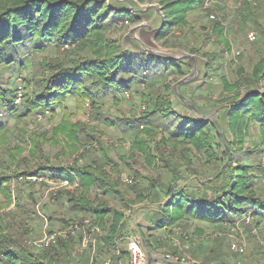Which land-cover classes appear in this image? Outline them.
<instances>
[{"label":"trees","instance_id":"obj_1","mask_svg":"<svg viewBox=\"0 0 264 264\" xmlns=\"http://www.w3.org/2000/svg\"><path fill=\"white\" fill-rule=\"evenodd\" d=\"M137 1L142 3L144 0ZM204 1L162 0L160 10L164 16L163 28H171L180 23L188 12L202 7ZM246 8L247 12L255 10L251 3H245L242 9ZM122 12L125 13V17L118 19L117 15ZM251 16L252 13L245 14L242 25H245L246 18ZM126 20L133 22L136 19L133 14L112 8L103 0H0V66L7 72L18 74L23 71L24 62L21 54L24 52H43L47 49L58 52L63 47L72 48L69 49L70 57L67 61H64L66 60L64 54H60L63 59L57 58L49 65L50 73L45 78L38 79L33 89L28 90L26 86L19 103L15 101L17 87L15 88L11 80L4 81L0 78V145L6 140V124L13 117L25 120L32 114L46 113L53 117L55 110L64 111L65 101L72 98L79 108L86 101L89 102L96 111L93 118L98 120L100 113L96 103L102 97L108 94L115 96L124 91L130 93L134 85L137 86L135 89L137 92L139 86L142 90L146 89V94L140 96L148 100V107L138 118L120 120V124L131 130L132 150L141 155L148 167L161 170L163 177L154 182L153 191H156V194L151 195L153 199L151 197L148 204L131 212L140 209L146 211L150 215L148 223L152 228L171 234L180 228L185 233L191 222L196 223L195 230L199 229L198 225L201 223L216 226L218 229H221L223 224L238 227L237 223L243 222V219L249 216V224L241 223L247 238L255 235L252 232L253 227L264 236V185L262 187L259 185L264 168L258 165L253 167L249 163L252 154L260 150L247 148L246 151H242L240 148L238 150L240 159H236L233 166V152L230 142L226 141L225 132L215 123L193 116L186 117L178 111L185 97L181 94L182 91L177 93L166 79L174 70L177 74L181 73L180 66L184 62L152 55L142 49L123 50L116 41L108 40L107 34L114 26ZM215 28L221 35V28L218 25ZM166 33L167 31L162 30L157 38H162ZM208 62L202 83L206 86H209L207 79L213 74L209 72L220 70V64L212 69L210 61ZM262 77L264 57L253 65L249 75L232 84L221 77L223 89L231 92L232 98L229 105L225 104L220 109L226 118V128L235 133L240 147L245 146L246 135L256 126L259 133L257 146L261 145L264 148V93H259L255 89ZM156 82H160L161 88L156 92L148 91L156 87ZM202 86L200 85L198 89ZM241 87L244 95L240 98L241 90L238 92V88ZM171 98L179 105L173 104ZM159 123L169 138L184 145L178 157L163 152L167 138H162L154 147L150 145L149 129ZM140 125L147 128L139 129ZM84 132L80 123L62 120L51 129V137L62 139L67 146L70 145L76 150L82 136L89 140L94 138ZM22 133L24 134V131ZM46 136V133H31L25 146L18 143L14 149L4 150L12 163L20 160L27 163L29 159H35L34 167L25 166L21 173L14 176L27 183V178L42 176L68 183L77 180L79 188L76 195H71L66 201L68 207L94 216L101 229L105 231L98 240L104 246H114L121 223L129 222L131 215L108 207L105 197H112L120 205L128 207L130 204L126 201L128 194H134L138 201L143 200L140 193L143 188H139L135 183L126 186L121 185L118 180H113L111 173H118V170L112 169L111 173L106 171L111 159L104 153L103 147L99 150L98 158L91 157L85 160L82 155L66 167L49 163L48 158L42 153V144L46 141ZM192 151L205 156L200 168L195 166L198 157L192 158ZM25 152L29 159L21 157ZM4 164L5 161L1 160L0 193L3 202L10 204L13 200L8 187L10 178L1 173ZM153 186H150V190L154 189ZM91 190L97 193L92 200L88 198ZM14 203L16 209L24 210L19 205V199L14 198ZM24 213L25 217L21 218V221L29 215L27 210ZM8 223L3 224V219L0 220V264H66L67 248L72 240L58 239L55 244L42 249L41 253H34L30 249L33 246L28 248L25 245L32 240L29 230L24 227L19 234L17 227L14 229L12 224ZM133 228L138 231L137 227ZM164 229L167 232H164ZM182 232L179 238L188 241ZM139 235L146 249L153 251L149 240L141 233ZM216 240L223 245L225 243L224 239ZM187 248L190 250L189 255L197 264H226L219 256L224 252L220 251L221 247L217 249L216 246L210 252L200 244L195 247L190 244ZM228 251L231 255H241L233 252L230 247ZM111 261L118 264L116 257Z\"/></svg>","mask_w":264,"mask_h":264},{"label":"rangeland","instance_id":"obj_2","mask_svg":"<svg viewBox=\"0 0 264 264\" xmlns=\"http://www.w3.org/2000/svg\"><path fill=\"white\" fill-rule=\"evenodd\" d=\"M103 1L107 2L112 8H119L133 14L136 19L133 22L129 21L128 24L122 23L114 26V29L107 34L108 40L116 41L123 50L130 51L140 50L136 41L139 40L164 57L183 61L184 63L180 66L181 73L177 74L174 70L166 79L177 93L178 91H182L181 94L185 97L178 111H181L186 117L202 118L218 125L219 129L221 128L225 132L226 141L230 142L233 152L232 158L234 159L233 166L235 165L234 161L240 159L238 156L240 148H242V151H246L247 148H255L260 151L252 154L249 163L253 167L258 165L260 168H264V153H262L264 148L261 145L257 146L258 128L256 126L251 128L249 134L246 135L245 146L240 147L237 144L235 133L230 132L226 128V118L220 109L225 104L229 105L231 102L230 98H232V93L223 89L221 77L226 78L232 84L245 75H249L253 65L264 57V0H205L202 7H197L188 12L180 23L175 24L171 28H163L164 16L163 22L160 20L159 12L162 13L160 10L162 0H144L142 3L137 0ZM245 3L254 5L255 10L247 12V8L246 10L242 9ZM125 5H132L133 8L129 10ZM247 13H252V16L246 18L245 25H242L244 15ZM124 17V12L117 15L118 19ZM217 25L222 30L221 35L217 33V29L215 28ZM162 30L167 31V33L159 39L157 35ZM249 33L254 34L255 40H248L247 36ZM69 49L72 48H60L58 55V52L52 49H47L43 52H24L21 54L24 62L23 71L18 74H11L3 66H0V78L4 81L11 80L15 88H21L20 91L23 94L26 91V86L28 90L33 89L38 79H43V77L45 78L50 73L48 67L54 60H57V58L58 60L63 59L60 54H64L63 57L66 59L64 61H67L70 57ZM208 61H210L212 69L220 64V70L209 72H213V74L207 79L209 86H206L202 83L206 74ZM25 78L26 80H24ZM159 83L156 82V87L148 89V91L156 92V90H159L161 88ZM200 85L203 86L198 89ZM242 88H238V92L241 90L240 98L244 95ZM135 89H137V86L134 85L130 89V97L128 99L123 98L121 92L115 96L108 94L102 97L96 103L98 113H100V119L98 120L93 118L96 111L89 102L86 101L79 108L72 98H68L65 101V110L56 109L53 117H50V113H46L44 115L32 114L25 120H18L15 117L8 120L6 124V140L0 145V163L1 160H4L6 163L1 168V173L10 178L8 187H10L13 200H11L10 204L3 202V196L0 193V218L3 219V224L9 222L8 224H12L11 226L14 229L16 226L19 234L23 231V222L19 220L18 217L20 216L16 214L18 211L20 212V208L16 209L17 206L15 207L14 203V198H17V192L19 191V195H21L19 205L24 208L23 211L27 210L30 214L29 216H32L31 219L34 222L32 225H34L35 230H42L41 234L37 236L31 235V231H29L32 240L25 244L26 247H32L33 242L40 240L44 232H49L45 223L48 222L50 225V214V216H56L57 218L70 217L67 210L64 209L65 206L62 202L64 197H58V194H63L64 191L59 186L57 179L48 178L49 184H44L45 179L39 181L36 178V180L29 178L26 180L28 181L27 183L21 180V178L14 176V174L21 173L25 169V166L34 167L35 159L26 157L27 153L25 152L21 157L29 159L27 163H23L21 160L17 163H12L4 150L8 148L14 149L18 143L25 146L27 137L31 133L47 134L46 141L42 144V153L48 158L49 163L59 167L70 165L79 157H82V155H84L85 160H89L91 157L98 158L99 150L103 147L105 149L104 153L112 160L110 164L118 170V174L114 175V177L118 179L119 183H121L120 178L123 176L134 177L135 185L143 188L140 193L144 198L138 201L137 198H134V194H128L129 196L126 198V201L130 203L128 207L119 203L117 204L109 196H106V199L110 203H114L115 206L120 207L125 215L134 214V221L139 219V223L145 224L148 218L146 212L141 211V209L134 212L131 211L138 207L141 208L150 202L151 195L156 194V191H153L155 190L153 186L154 182L163 177V175L161 170L148 167L141 155L132 150L131 130L120 124V120L138 118L144 113L145 110L143 111V108L146 109L148 107V100H144L140 96L141 94H146V89L142 90L139 86L137 92H135ZM255 89L259 93H264V77L259 79V83ZM171 100L173 104L179 105L174 98H171ZM192 108L195 110L192 111ZM62 120H66L69 123H80L85 130L84 133H88L94 138L89 140L82 136V139L79 140V147L76 150L72 149L70 145L67 146L62 139L52 138L51 129ZM143 128L147 127L144 126ZM139 129L141 128L139 127ZM23 131L24 134L22 133ZM149 133L148 139H150L152 147L158 141H161L162 138H167L166 146L163 149L166 155L170 154L172 157H178L182 152L184 145L178 140L169 138L160 123L150 128ZM141 135L143 136V133ZM186 147L190 148L189 146ZM196 157H198L199 161H195V166L200 168V164L205 161V156L192 151V158L195 159ZM262 176L261 184H259L261 187L264 185V171ZM42 177L46 178L45 176ZM121 185L123 184L121 183ZM151 185L154 187V189H151L152 191L150 190ZM122 187L124 188V186ZM95 195L97 193L92 190L90 193L91 199ZM25 200H29V202ZM46 202H52V207H44ZM73 217L81 223V229L61 239L70 241L79 234V251L82 253L90 251L89 253H91L90 249L96 245L101 230L99 233H95L92 230L93 227L91 225L95 224L87 214H79L78 216L73 214ZM85 221H89L90 223H85ZM243 222L239 221L237 223L238 227L237 225L223 224L221 229L210 224L201 223L198 225L200 226L198 229L200 231L195 230L196 223H189L185 233L184 231L182 232L181 228L177 229L173 234L154 231L151 235L154 239L153 244L156 247V252L148 250L149 255L152 257L154 264H173L164 260V256L166 255L182 258L184 259V264H189V261L191 264H197V261L189 255L190 250L187 247L190 244L194 245V247L200 244L206 247L208 252L216 246L217 249L221 247L220 251L224 252L220 253L219 256L221 261H225L226 264H264V236L256 232L252 238L248 239L241 226L246 223ZM52 224L55 225V223ZM181 232L188 241H183L179 238ZM140 233L144 237L148 236L145 229L140 230ZM216 238L224 239V245L216 240ZM232 242L244 243L246 245L245 251L241 255H231L228 247H231ZM83 243L84 246L82 245ZM30 249L34 253H41V251L39 252L40 249H37L35 246Z\"/></svg>","mask_w":264,"mask_h":264},{"label":"crops","instance_id":"obj_3","mask_svg":"<svg viewBox=\"0 0 264 264\" xmlns=\"http://www.w3.org/2000/svg\"><path fill=\"white\" fill-rule=\"evenodd\" d=\"M251 161V159L249 160V162ZM112 162V160H111ZM110 162V163H111ZM108 164L107 167H106V171L107 172H112L113 170L112 169H115L114 167H112L111 164ZM114 166V164H113ZM112 178L113 180H118L117 178L114 177V175H117L118 173L116 172H112ZM127 177H131V176H127ZM33 180L35 179L34 177H32ZM42 180H44V184H49L48 182V178H44V177H41ZM29 178H27L28 180ZM36 180V179H35ZM40 181V180H39ZM60 182V180H58V183ZM64 193L63 194H60V198L64 197L63 198V205L65 206V210H67V213L69 214L70 217H67V218H64V217H61V218H57L56 216H50L49 215V221H50V225L49 223H45L46 224V228L49 232H54L56 230H59V229H62V228H65L71 224H74L76 222H78V219H74L73 217V214H75L76 216H78L79 214H86L84 211H74V210H71L70 207H68L67 205V200L70 199L71 195H76L77 193V189L79 188L78 187V181L75 180L73 183H69V185L67 186H63V185H59ZM92 191V190H91ZM90 191V193H91ZM19 191L17 192V199L20 200V196L19 195ZM90 193L88 195V198L90 200H92L95 196H93V198L91 199L90 197ZM58 198V197H57ZM106 198V197H105ZM111 200L113 199L112 197H109ZM36 200V199H35ZM54 200V199H53ZM25 201H28L29 200H25ZM55 201V200H54ZM54 201H52L54 203ZM113 201H116L115 199H113ZM52 202H46L44 204V207H48L51 206ZM106 202H107V205L108 207L110 208H113V209H116V210H121L120 207H117L114 205V203H110L107 199H106ZM117 204L119 203L118 201H116ZM120 204V203H119ZM52 207V206H51ZM25 211H18L16 214L20 217L19 220H21L20 218L24 219V216H25ZM146 212V211H144ZM147 213V212H146ZM30 215V214H29ZM26 217V219L23 222V227H25L24 229H27L29 231H31V235H39L41 234V231L40 229L38 230H35L34 228V222L32 221V216H29ZM90 216V215H89ZM134 214L130 216V220L129 222L125 223H121L122 226L120 228V233L119 235L116 237L115 241H114V246L112 247H108V246H104V244H102L98 238H97V243L96 245L92 246V248L90 249L91 250V253H89L90 251H86L84 253L80 252L79 251V241H80V235H76L75 237H73L72 241L69 242V245H68V253L67 255L65 256V259H66V264H105L107 262H109L110 264H113L112 263V259L113 257H116L118 259V262H125L128 258V253H127V242H126V239L127 237L133 235L134 233L136 234H139L140 233V230L142 229H145V231L147 232V235L148 236H145V238H147L151 244V249L153 250V252L155 253L156 252V247L155 245L153 244V237H152V233L154 231H157L155 230L154 228L151 227V225L148 223V220H149V216L148 213H147V220L145 222V224L143 223H139V219H137L136 221H134ZM92 222H94V224L96 226H98L101 230V233H100V237L102 235H104L105 231L101 229V227L99 226L98 222L96 221L95 217L94 216H90L89 217ZM81 220V219H79ZM64 221H69L68 224H65ZM52 223H55L52 224ZM193 223V222H191ZM134 225V226H133ZM36 227V225H35ZM133 227H137L138 231L135 230ZM35 230V231H34ZM40 230V231H39ZM34 232V233H33ZM158 232H161V231H158ZM165 234V233H164ZM125 240V241H123ZM114 249V251H113ZM41 250H39L40 252ZM150 251V250H149ZM36 252H38V250H36ZM79 252V253H78ZM152 252V251H151ZM159 264V263H158ZM179 264H184V259L180 258V263Z\"/></svg>","mask_w":264,"mask_h":264},{"label":"built area","instance_id":"obj_4","mask_svg":"<svg viewBox=\"0 0 264 264\" xmlns=\"http://www.w3.org/2000/svg\"><path fill=\"white\" fill-rule=\"evenodd\" d=\"M211 18L213 19V17H211ZM122 23L128 24V21L126 20ZM122 23H120V24H122ZM247 38L249 41L255 40V36L253 33H249ZM20 90H21V88L18 87L17 88V97L15 100L16 103H19L21 101L22 94H21ZM122 97L125 99H128L130 97L129 91H124L122 93ZM144 110H145V108H143V111ZM140 128L142 129L143 126L140 125ZM36 179L42 180L41 177L36 178ZM120 182L123 185H132L135 182V180H134V177L123 176L120 178ZM58 184L63 185V186L69 185L68 181H60ZM243 220H244V222H246L248 224L250 223L249 216L245 217ZM85 223H90V222L85 221ZM80 225H81V223L78 222V223L71 224L65 228L59 229V230L54 231V232H44L43 236L40 240L33 242V246H35L37 249H40V250L45 249L48 246L55 244L58 239L65 238L68 235L73 234L76 231H79L81 229ZM91 226L93 227L92 230L95 233L100 232V229L98 226H96V225H91ZM165 231L167 232L166 229H164V232ZM252 232H253V234L256 233V229L254 227H253ZM126 242H127L128 258L125 262H118V264H147V255L142 248L140 235L139 234H133V235L127 237ZM82 245L84 246V243ZM230 248L233 252L241 254L245 251L246 245L244 243L232 242ZM164 260L166 262L173 263V264H179L180 263V258L177 256L170 257L169 255H166V256H164ZM188 263L191 264L190 261ZM105 264H110V263L107 262Z\"/></svg>","mask_w":264,"mask_h":264},{"label":"water","instance_id":"obj_5","mask_svg":"<svg viewBox=\"0 0 264 264\" xmlns=\"http://www.w3.org/2000/svg\"><path fill=\"white\" fill-rule=\"evenodd\" d=\"M123 4H124V3H123ZM125 7L128 8L129 10H131V9L133 8L132 5H128V6L125 5ZM146 8H148V7H146ZM144 10H145V9H144ZM158 12H159V11H158ZM159 16H160V20H162V22H163V15H162V13L159 12ZM161 26H162V25H161ZM136 41H137V43H138L140 49L146 51V52L149 53V54L157 55V56H161V57H163V55L159 54L158 52H155L154 50H152L151 48H149L148 46H146L144 43H142L141 41H139V40H136ZM192 110L194 111L195 109L192 108ZM141 245H142V248H143L144 252H145L146 255H147V264H154V261H153L152 257L149 255L150 253H149V251L146 249V246H145L144 241H143L142 238H141Z\"/></svg>","mask_w":264,"mask_h":264}]
</instances>
